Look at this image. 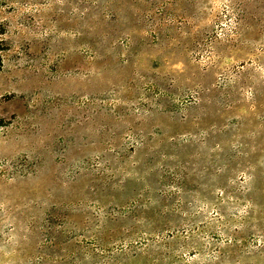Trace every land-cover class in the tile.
Instances as JSON below:
<instances>
[{
  "label": "rangeland",
  "instance_id": "1",
  "mask_svg": "<svg viewBox=\"0 0 264 264\" xmlns=\"http://www.w3.org/2000/svg\"><path fill=\"white\" fill-rule=\"evenodd\" d=\"M0 24V264H264V0Z\"/></svg>",
  "mask_w": 264,
  "mask_h": 264
},
{
  "label": "trees",
  "instance_id": "2",
  "mask_svg": "<svg viewBox=\"0 0 264 264\" xmlns=\"http://www.w3.org/2000/svg\"><path fill=\"white\" fill-rule=\"evenodd\" d=\"M5 34V31L2 27V25L0 24V68L2 67V61H3V57H2V53L4 52L5 50V47L3 45V40H2V36ZM6 126V122L0 118V131L5 128ZM3 162L0 161V173H2L3 171Z\"/></svg>",
  "mask_w": 264,
  "mask_h": 264
}]
</instances>
